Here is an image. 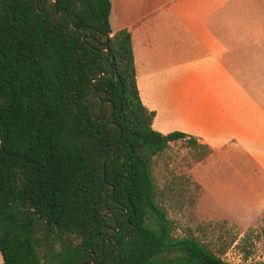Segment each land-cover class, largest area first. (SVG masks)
<instances>
[{
  "label": "trees",
  "instance_id": "16d2710c",
  "mask_svg": "<svg viewBox=\"0 0 264 264\" xmlns=\"http://www.w3.org/2000/svg\"><path fill=\"white\" fill-rule=\"evenodd\" d=\"M110 8L0 0V264H234L171 235L155 157L178 140L211 149L152 128Z\"/></svg>",
  "mask_w": 264,
  "mask_h": 264
},
{
  "label": "crops",
  "instance_id": "0c3cea01",
  "mask_svg": "<svg viewBox=\"0 0 264 264\" xmlns=\"http://www.w3.org/2000/svg\"><path fill=\"white\" fill-rule=\"evenodd\" d=\"M109 1L112 32H130L152 128L219 153L264 206V0Z\"/></svg>",
  "mask_w": 264,
  "mask_h": 264
},
{
  "label": "rangeland",
  "instance_id": "374dc122",
  "mask_svg": "<svg viewBox=\"0 0 264 264\" xmlns=\"http://www.w3.org/2000/svg\"><path fill=\"white\" fill-rule=\"evenodd\" d=\"M257 8L252 14H260ZM218 156L178 140L155 157L157 200L171 221V235L195 237L230 263L264 264V206L259 194L252 191L251 179L222 167Z\"/></svg>",
  "mask_w": 264,
  "mask_h": 264
},
{
  "label": "flooded vegetation",
  "instance_id": "af4514ba",
  "mask_svg": "<svg viewBox=\"0 0 264 264\" xmlns=\"http://www.w3.org/2000/svg\"><path fill=\"white\" fill-rule=\"evenodd\" d=\"M51 2H53V0H46V3H51ZM44 5H46V4H43L42 6H44ZM55 9H56V4L54 3L52 6H51V11H50V15L52 16L53 15V12L55 11ZM42 10V8L40 9V11ZM60 13H61V10L60 9H58V11H57V16H59L60 15Z\"/></svg>",
  "mask_w": 264,
  "mask_h": 264
}]
</instances>
